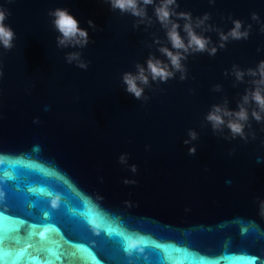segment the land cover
I'll list each match as a JSON object with an SVG mask.
<instances>
[{"label":"water","instance_id":"1","mask_svg":"<svg viewBox=\"0 0 264 264\" xmlns=\"http://www.w3.org/2000/svg\"><path fill=\"white\" fill-rule=\"evenodd\" d=\"M159 3L141 23L110 0H0L15 33L11 50L0 44L3 264H264V120L245 105V138H232L205 119L213 105L238 111L254 87L232 73L264 60V0H177L218 51L182 60L183 81L149 75L148 99L137 100L123 73L150 57L172 70L159 51L171 49ZM56 8L88 31L86 47H57ZM237 19L248 38L220 48ZM69 52L87 69L67 63ZM189 130L197 139L186 145Z\"/></svg>","mask_w":264,"mask_h":264},{"label":"clouds","instance_id":"2","mask_svg":"<svg viewBox=\"0 0 264 264\" xmlns=\"http://www.w3.org/2000/svg\"><path fill=\"white\" fill-rule=\"evenodd\" d=\"M155 0H110L111 7L113 9H119L121 12H130L131 15L140 18V22L143 23L144 18L147 17V6L153 5ZM179 7L177 0H160V3L154 7V13L157 20L166 29L167 38L171 44V49L165 46H161L159 51L162 55L166 56L170 62L169 66L162 61L150 57L147 63V69L137 64V73L125 72L122 75V82L125 85V91L133 95L135 99L147 100L148 97L144 96V88L140 85H149V75L152 81L159 80L160 82H167L168 79L174 78L177 72L180 73V80L187 78V69L185 65L181 63L182 60H186L187 56L193 53L207 52L210 56H214L218 51L216 46H209L212 44L210 37L198 35L195 31L192 22L191 13L177 12ZM10 12L4 8H0V44L7 49L11 50L15 33L12 28L4 23ZM49 16L53 18V26L59 33L56 37L57 47H79L84 48L89 42V34L86 29L79 27V22L73 17L67 9L56 8L49 11ZM175 16L178 20H184L183 31L187 37V43L184 38L180 36V24L177 21H173L172 17ZM209 19L207 13L204 14L202 19L196 21L195 27H201L204 21ZM252 19L257 20L258 15L252 13ZM233 27L228 32H219V39L221 41L219 47L224 48L226 42L229 39L241 40L247 39L249 31L243 28V23L240 20H233ZM89 27L95 28L96 25L92 20L88 21ZM138 27V25H134ZM251 27V26H249ZM243 29V30H242ZM210 30V29H205ZM264 30V29H262ZM159 43V41H157ZM175 49L176 51H172ZM80 52H69L66 54V62L72 64L76 62L77 67L81 69H87V62L83 61ZM147 73V74H146ZM233 75H235L238 81H242L247 75L252 78L253 89L250 92H246L242 98V103L238 106V111H232L226 107L220 105H213L210 111L207 113L205 119L212 125L214 131L221 130L222 126H226L232 135V138L237 136L245 138L244 127L249 119V113L245 105L255 104V108L251 111V117L260 122L264 120V60L259 61L255 68H249L247 70L239 69L237 66H233ZM2 75V73H0ZM225 75H228L227 71ZM221 86L215 85L214 91H220ZM227 118V120L225 119ZM188 136L190 139L184 140V144H189L191 141L197 139V133L189 130ZM189 155H195L196 147L192 146L188 149ZM122 163L126 162V155L120 156ZM132 171H136V166H131ZM128 183V181H125Z\"/></svg>","mask_w":264,"mask_h":264},{"label":"snow or ice","instance_id":"3","mask_svg":"<svg viewBox=\"0 0 264 264\" xmlns=\"http://www.w3.org/2000/svg\"><path fill=\"white\" fill-rule=\"evenodd\" d=\"M0 264H3V262H2V261H0Z\"/></svg>","mask_w":264,"mask_h":264}]
</instances>
